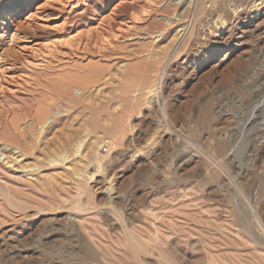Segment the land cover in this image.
Listing matches in <instances>:
<instances>
[{
	"label": "rangeland",
	"instance_id": "1",
	"mask_svg": "<svg viewBox=\"0 0 264 264\" xmlns=\"http://www.w3.org/2000/svg\"><path fill=\"white\" fill-rule=\"evenodd\" d=\"M0 112V264H264V0H0Z\"/></svg>",
	"mask_w": 264,
	"mask_h": 264
},
{
	"label": "bare ground",
	"instance_id": "2",
	"mask_svg": "<svg viewBox=\"0 0 264 264\" xmlns=\"http://www.w3.org/2000/svg\"><path fill=\"white\" fill-rule=\"evenodd\" d=\"M262 4V3H261ZM193 5V4H192ZM21 5H19L18 6V9H11L10 10V12H8L9 14L10 13H17L18 11H20V7ZM79 22V21H78ZM16 28V31H21L20 30V27H15ZM11 29V28H10ZM100 34V33H99ZM96 35V34H95ZM98 35V34H97ZM96 35V36H97ZM88 36V35H87ZM133 36V35H132ZM87 38V37H86ZM97 38V37H96ZM88 39V38H87ZM91 37H89V39H88V41L86 42V43H82V44H79V43H77V44H79L78 45V47H76L75 49H71V50H68L67 51V53H64V54H66V57L67 58H69V59H75V58H78L80 55H83V54H91L93 51H92V41H91ZM100 42V41H99ZM72 44V43H71ZM75 44V43H74ZM76 44V45H77ZM97 44V43H96ZM204 45V44H203ZM71 46V45H70ZM96 46V45H95ZM100 51V50H99ZM149 56V55H148ZM148 56H147V58H146V62H147V59H148ZM64 57H65V55H64ZM149 57H152L151 55L149 56ZM62 58V57H61ZM80 58V57H79ZM14 62V61H13ZM77 62V61H76ZM62 63V62H61ZM60 64V63H59ZM58 64V65H59ZM74 64H76V63H74ZM74 64H72V65H74ZM150 64V63H149ZM62 66H65V65H62ZM80 66H81V64H80ZM87 66H89V65H87ZM146 66V65H145ZM68 67V66H67ZM76 68V67H78L77 65H75V66H72V67H70L71 69L72 68ZM46 68V67H45ZM59 68V67H58ZM69 68V70L67 69V72H66V70H63L64 71V73L66 72V73H68L66 76H65V74H64V76H62L61 75V77L60 78H62V79H59V77L57 78V68H55V67H50L49 69H48V71L47 72H45L43 75H42V77L41 78H39L38 79V81H37V79H36V81H35V85H34V87L36 88V89H33V92H31V93H33L32 94V97L35 99L36 97H37V95L38 94H40L39 95V97L41 96L42 98H43V100L46 102H48V101H50V100H54V99H64L65 101H67V103H73L72 101H74V100H76L77 98H79L78 97V95H77V98L75 97V96H73V93L75 92H78L79 90L76 88V86H80L81 84H79L80 82V77L79 76H75V75H71L70 77L68 76V75H70L69 74V71H71V69ZM60 69V68H59ZM63 69V68H62ZM60 72V71H59ZM58 72V73H59ZM82 72V71H81ZM152 71H151V69L149 68V67H147L146 69H145V71L144 72H142V74H141V76H140V79H139V82H138V84L136 85L137 87H138V91H142V89L143 90H145V92H147V95H155L156 94V92H157V88H155V87H157L156 86V84H155V82H154V77H153V73H151ZM62 73V72H61ZM72 73H73V71H72ZM74 74H75V72H74ZM68 76V77H67ZM63 77H64V79H63ZM101 77V76H100ZM133 77V76H132ZM73 79H76V80H73ZM79 81H78V80ZM128 80V79H127ZM132 80H133V78H132ZM76 83V84H78V85H76V84H74V83ZM135 82V81H134ZM133 82V83H134ZM134 84H136V83H134ZM133 84V85H134ZM136 87V88H137ZM137 92V91H136ZM38 93V94H37ZM133 93H135V91L133 92ZM146 95V96H147ZM33 98H31V99H33ZM55 103V102H54ZM150 103V102H149ZM148 103V104H149ZM49 106V105H48ZM47 106V108H44V110L42 111V113L39 111L38 112V115H39V113H41L40 114V119L42 118V117H45V115L48 113L47 111H48V108H50V107H48ZM72 106V105H71ZM74 106V105H73ZM43 107V106H42ZM161 107V106H160ZM8 110V109H7ZM29 110V109H28ZM38 111V110H37ZM25 112H27V111H24V113ZM44 112V113H43ZM1 113V112H0ZM33 113V112H32ZM37 114H36V116H38ZM9 116V115H8ZM25 116V115H24ZM35 116V117H36ZM28 117V116H27ZM26 117V118H27ZM43 119V118H42ZM46 119V118H45ZM17 120V119H16ZM19 120V119H18ZM13 121V120H12ZM12 123V122H11ZM15 125V124H14ZM13 125V126H14ZM17 126V125H16ZM122 126V125H121ZM126 126V125H125ZM118 127H120V126H118ZM16 128V127H15ZM18 130V129H17ZM16 130V131H17ZM120 133H121V131H122V128L120 127V129L118 130ZM14 134V133H13ZM8 135V134H7ZM122 135V134H121ZM123 136V135H122ZM13 141V140H12ZM71 146V145H70ZM79 148H80V146H78ZM77 147V148H78ZM82 147V146H81ZM100 160V158L98 159V161ZM53 162H58V161H53ZM83 167V166H82ZM109 179V178H108ZM239 222L242 224V226H244V221H242V220H240L239 219Z\"/></svg>",
	"mask_w": 264,
	"mask_h": 264
}]
</instances>
